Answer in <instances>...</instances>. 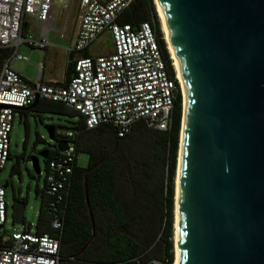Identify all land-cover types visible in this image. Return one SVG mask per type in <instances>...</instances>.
<instances>
[{"label": "water", "instance_id": "obj_1", "mask_svg": "<svg viewBox=\"0 0 264 264\" xmlns=\"http://www.w3.org/2000/svg\"><path fill=\"white\" fill-rule=\"evenodd\" d=\"M158 1L186 90L178 264H264V0ZM39 156L48 150L30 156L36 173ZM23 209L13 203L15 222Z\"/></svg>", "mask_w": 264, "mask_h": 264}, {"label": "built area", "instance_id": "obj_2", "mask_svg": "<svg viewBox=\"0 0 264 264\" xmlns=\"http://www.w3.org/2000/svg\"><path fill=\"white\" fill-rule=\"evenodd\" d=\"M66 1L0 0V49L9 51L0 68V170L10 155L9 134L16 107L30 105L36 95L78 111L85 129L106 124L118 137L130 133L139 119L151 129L168 131L178 94L183 99L174 68L172 75L162 56L153 19L118 22L132 0H77L75 39L67 49L74 55V75L63 83H44L39 76L28 81L14 70V60L29 61L17 51L21 44L38 49L51 46L48 33L56 30L52 9ZM26 17L30 23L37 22L40 36L24 31ZM104 31L110 35L111 52L78 55ZM57 33L60 39L65 36V21ZM41 67L39 63V73ZM77 133L66 131V148L48 160L45 171L43 192L49 198L52 232H31L30 225L23 220L19 222L22 229L0 232V264H59L62 213L71 189ZM6 207L5 189L0 185V228L6 221ZM143 264L162 262L152 259Z\"/></svg>", "mask_w": 264, "mask_h": 264}, {"label": "trees", "instance_id": "obj_3", "mask_svg": "<svg viewBox=\"0 0 264 264\" xmlns=\"http://www.w3.org/2000/svg\"><path fill=\"white\" fill-rule=\"evenodd\" d=\"M153 19L157 41L162 56L173 75L171 59L166 48L153 0H132L118 17L119 23H135ZM8 49H0V68ZM88 56L86 52L83 54ZM65 77L74 75L72 53L67 55ZM182 98L178 94L174 103L172 125L168 131H159L146 126L144 120H136L130 133L118 137L110 125L100 124L85 129L83 116L63 103L39 98L33 107L16 110L24 119L27 134V115L41 112L78 116L71 130L78 131L74 137L76 154H88L85 166L76 161L72 174L70 194L63 209V227L60 234L59 264H143L157 259L162 264H173V180L178 150ZM39 118L40 115H39ZM55 141L65 139V134H57L55 125L49 126ZM70 130V131H71ZM41 140V138H39ZM48 150L44 159L45 169L48 160L59 154L56 146ZM140 142L146 146L136 171L126 170L131 178V196L121 197L117 187L118 166L133 160L137 155L130 153V144ZM161 146L165 147L162 180L154 177L153 165L161 160ZM152 152V158L149 156ZM15 157L12 171L19 172V159ZM136 160V159H135ZM140 160V159H139ZM144 160V161H143ZM152 163V167L149 166ZM138 163V162H137ZM127 167V165H126ZM134 174H137L135 176ZM44 187L35 189L40 198V207L35 223V232L51 233L48 202ZM157 189L161 191V210L156 223L151 220L147 205L153 201Z\"/></svg>", "mask_w": 264, "mask_h": 264}, {"label": "rangeland", "instance_id": "obj_4", "mask_svg": "<svg viewBox=\"0 0 264 264\" xmlns=\"http://www.w3.org/2000/svg\"><path fill=\"white\" fill-rule=\"evenodd\" d=\"M156 11V10H155ZM78 15V1L67 0L65 3L53 6L52 17H55V29L50 31L51 40L53 36L57 37V30L62 27L64 21L66 22L67 36L76 24ZM157 15V14H156ZM160 24V23H159ZM25 31L34 35L40 30V27L33 20L31 23L29 19L25 18ZM68 44V37L59 39L58 37L53 40V45L46 49L29 48L26 44H21L18 47V52H25L28 57L29 63L25 64L28 68L34 70V74L38 72V62L42 64L45 76L50 75L57 79H62L64 70L68 61L66 46ZM111 38L107 31L102 32L91 44L88 50L91 55H98L109 53L111 49ZM47 51V52H46ZM45 54L46 58H43ZM36 57V59H34ZM35 60H38L37 62ZM23 63H26L22 61ZM34 75V76H35ZM182 109L180 125L182 122ZM39 115L41 118H39ZM39 115L29 113L27 115V134L24 125V118L15 110L12 120V128L10 131L9 140V158L7 159L4 167L0 170V185L6 184L5 188V201H6V221L0 228V232L10 233L13 230L22 229V224L17 223L13 219V203L14 199L18 198L24 203L23 209V222L25 225H30V230H35V223L40 207V198L36 194L35 189H42L44 185L45 176V162L44 158L38 157L39 173H36L32 167L30 156L39 151L50 150L53 148L54 141L49 137V126L55 125L57 134H65L66 131L71 130L72 123L78 119V116L41 112ZM73 131V130H71ZM180 134V130H179ZM41 138V140L39 139ZM179 142V140H178ZM130 153L137 155L133 160L126 163H121L118 166L117 187L121 197L128 199L131 188V178L126 174V170H134L138 167H143L140 164L141 158L146 151V146L143 143L136 142L129 146ZM161 160L156 165H153L154 177L157 181L162 180L163 174V157L165 154V147L161 146ZM178 154V150H177ZM23 155L19 159L18 167L19 172L12 171L11 167L15 164V157ZM145 155V154H144ZM149 156L152 158V152L149 151ZM141 157V158H140ZM88 154L84 151L78 152L76 156V164L78 166H85L87 163ZM154 158V156H153ZM136 159V160H135ZM140 159V160H139ZM144 159V158H143ZM144 161V160H143ZM138 162V163H137ZM152 167V163H148ZM177 168V157L176 167ZM137 176V174H134ZM175 175L173 180V202L175 193ZM133 181V180H132ZM162 198L161 191L157 189L153 201H149L147 210L151 216V220L156 223L158 215L161 210ZM173 242V241H172ZM174 255V254H173Z\"/></svg>", "mask_w": 264, "mask_h": 264}, {"label": "bare ground", "instance_id": "obj_5", "mask_svg": "<svg viewBox=\"0 0 264 264\" xmlns=\"http://www.w3.org/2000/svg\"><path fill=\"white\" fill-rule=\"evenodd\" d=\"M154 3V7L156 10V14L159 20V25H160V29L161 32L163 34V39L165 41L166 44V48L167 51L169 53V57L172 61V66L174 68L175 74H176V78L178 79L181 88H182V95H183V102L185 104L186 101V90H185V86L183 83V79L181 76V72L179 69V66L177 64L176 58L174 56V53L172 51L171 48V44L169 41V37H168V33H167V29H166V25H165V21H164V17L161 11V7L159 4L158 0H153ZM184 117V114L182 116V119ZM178 159H179V153L177 154V168H176V175H175V193H174V202H173V231H172V241H173V254H174V258H173V264H178V253H177V213H176V205H177V192H178Z\"/></svg>", "mask_w": 264, "mask_h": 264}, {"label": "crops", "instance_id": "obj_6", "mask_svg": "<svg viewBox=\"0 0 264 264\" xmlns=\"http://www.w3.org/2000/svg\"><path fill=\"white\" fill-rule=\"evenodd\" d=\"M36 22V21H35ZM36 24H37V22H36ZM38 25V24H37ZM76 28H77V18H76V24H75V26H73V28H72V30H70V33L68 34V36H67V33L65 34V36L63 37V38H66V37H68V44H67V46H66V51H67V55H68V48L69 47H71V45H72V43H73V41H74V39H75V32H76ZM24 31H25V28H24ZM26 32V31H25ZM26 33H28V32H26ZM31 34V33H30ZM33 36H36V37H38V36H40V30L37 32V33H35ZM51 35H50V32L48 33V40H49V42L51 43V46L53 45V40H55L57 37H58V33H57V37L56 36H53V38H52V40H51V37H50ZM59 38V37H58ZM62 38V39H63ZM60 39V38H59ZM50 46V47H51ZM17 51H18V49H17ZM112 51V47H111V49L109 50V52H111ZM47 52V51H46ZM84 52H86L88 55H90V56H93V55H91L90 54V52H89V50H88V47L86 48V49H84L83 51H81L80 53H78V55H83L84 54ZM18 53H20V54H23V55H25L24 53V51L23 52H18ZM104 54V53H103ZM98 55H100V54H98ZM95 56V55H94ZM43 58H46L45 57V54L43 55ZM73 58H74V55H72V61H73ZM34 59H36V57H34ZM36 62L38 61V60H35ZM29 63V61L28 62H26V63H23L22 61H20V60H14L13 61V63H12V67H13V69L14 70H16L17 72H19L22 76H24L28 81H34V80H36L37 79V77L39 76V79H40V81L41 82H44V83H48V82H57V83H63L64 81H66L67 79H66V77H65V70H64V74H63V77H62V79H57V78H54V77H52V76H50V75H46L45 76V73H44V70H43V67H41V71H40V73H39V70H38V72L36 73V75L34 74V70H32L31 68H28L25 64H28ZM40 62H38V64H39ZM42 65V64H41ZM38 67V66H37ZM35 75V76H34Z\"/></svg>", "mask_w": 264, "mask_h": 264}, {"label": "flooded vegetation", "instance_id": "obj_7", "mask_svg": "<svg viewBox=\"0 0 264 264\" xmlns=\"http://www.w3.org/2000/svg\"><path fill=\"white\" fill-rule=\"evenodd\" d=\"M16 200H19V199H18V198H15V199H14V202H15Z\"/></svg>", "mask_w": 264, "mask_h": 264}]
</instances>
